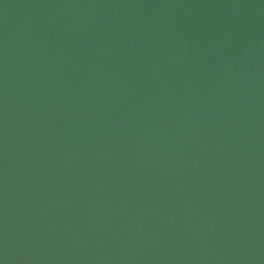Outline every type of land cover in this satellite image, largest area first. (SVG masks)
Segmentation results:
<instances>
[{"label": "water", "instance_id": "95a60500", "mask_svg": "<svg viewBox=\"0 0 264 264\" xmlns=\"http://www.w3.org/2000/svg\"><path fill=\"white\" fill-rule=\"evenodd\" d=\"M0 264H264V0H0Z\"/></svg>", "mask_w": 264, "mask_h": 264}]
</instances>
